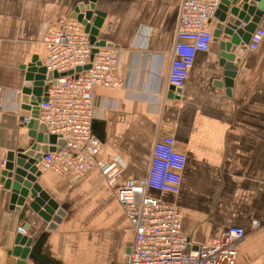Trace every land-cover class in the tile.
<instances>
[{"label":"crops","instance_id":"1","mask_svg":"<svg viewBox=\"0 0 264 264\" xmlns=\"http://www.w3.org/2000/svg\"><path fill=\"white\" fill-rule=\"evenodd\" d=\"M80 2L89 0H0V264H6L23 223L32 238L26 264H127L134 230L99 168L82 177L43 170L38 183L65 210L54 229L30 208V198L21 211L11 208V189L2 180L8 153L26 151L36 141L25 119L31 111L21 102V67L34 57L44 60V26L72 18ZM181 3L96 1L95 8L106 14L99 38L119 55L124 82L94 90L93 132L102 143L100 157L126 161L119 181L143 177L159 120L175 123L188 156L175 198L183 211V231L204 243L226 226H242L239 264H264V38L254 51L248 44L237 46V73L227 92L221 42L231 38L222 33L214 39L219 24L214 16L211 47L197 54L177 92L168 74ZM259 26L264 28V15Z\"/></svg>","mask_w":264,"mask_h":264},{"label":"built area","instance_id":"2","mask_svg":"<svg viewBox=\"0 0 264 264\" xmlns=\"http://www.w3.org/2000/svg\"><path fill=\"white\" fill-rule=\"evenodd\" d=\"M221 2L182 0L169 84L182 88L197 54L209 51L213 41L210 22ZM43 31L47 54L42 64L59 76L39 104L38 121L64 143L53 144L56 149L43 155L40 169L78 177L95 167L101 170L134 230L127 264H239L244 227L226 226L204 243L193 242L183 231V211L175 198L181 192L188 156L176 136L175 123L159 120L149 169L143 177L119 181L126 161L119 156L100 157L102 143L93 132L94 90L123 85L119 55L110 46L93 44L85 25L76 18H60L57 25H45ZM263 38L264 28L258 26L249 49L257 50ZM31 117L26 116V121Z\"/></svg>","mask_w":264,"mask_h":264},{"label":"water","instance_id":"3","mask_svg":"<svg viewBox=\"0 0 264 264\" xmlns=\"http://www.w3.org/2000/svg\"><path fill=\"white\" fill-rule=\"evenodd\" d=\"M97 0L80 2L75 8L72 18L81 21L86 32L90 34L91 42L97 46H111L112 44L100 39V28L103 25L105 12L95 8ZM232 15L229 18L228 15ZM264 15V0H222L216 11L219 24L214 31V39L218 40L222 33L230 36L229 41L221 42L220 65L223 68L224 84L227 92H230L234 84L237 68L233 64L235 50L240 44H249L253 33L259 26ZM25 78L21 88V102L23 108L31 111V118L27 121L30 135L35 138L31 148L23 152L11 150L4 164L3 183L7 189H11V208L21 211L27 199L29 206L44 220L50 222L49 227L54 229L62 221L65 210L43 190L38 183V178L43 171L39 167L43 155L53 151L55 143H64L60 137L49 134L47 126L38 121L39 104L46 100L48 87L55 83L59 76L56 71H48L40 60L34 57L31 62L23 64ZM177 92L181 87L173 86ZM21 231H27L23 233ZM29 225L23 223L21 230L15 238V246L8 251L6 264H26V258L30 251L32 238Z\"/></svg>","mask_w":264,"mask_h":264}]
</instances>
